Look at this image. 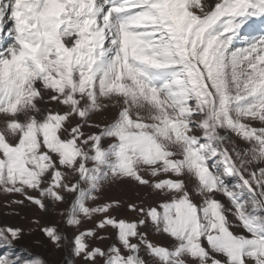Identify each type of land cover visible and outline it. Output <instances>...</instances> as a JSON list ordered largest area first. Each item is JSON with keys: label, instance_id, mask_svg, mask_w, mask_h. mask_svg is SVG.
Returning <instances> with one entry per match:
<instances>
[{"label": "snow or ice", "instance_id": "1", "mask_svg": "<svg viewBox=\"0 0 264 264\" xmlns=\"http://www.w3.org/2000/svg\"><path fill=\"white\" fill-rule=\"evenodd\" d=\"M7 22L0 191L42 211L68 203L70 240L40 228L55 248L84 264H264V0H0V33ZM110 179L162 201L110 215L121 202L95 204ZM149 223L171 244L150 240ZM107 227L115 241L92 246ZM21 235L0 227V245Z\"/></svg>", "mask_w": 264, "mask_h": 264}, {"label": "rangeland", "instance_id": "2", "mask_svg": "<svg viewBox=\"0 0 264 264\" xmlns=\"http://www.w3.org/2000/svg\"><path fill=\"white\" fill-rule=\"evenodd\" d=\"M8 27L11 26L10 22ZM3 33L7 32V28ZM9 39V40H8ZM3 46L10 44L11 38L8 37ZM7 44V45H6ZM116 114L115 108H109L106 112L93 115L92 120L96 123H106L111 120ZM85 131H93V129H85ZM232 135L233 143L242 147L245 146L243 142ZM254 166H250L249 171L253 170ZM248 173H245L247 177ZM160 178H164L163 176ZM236 178H231L229 183H236ZM189 188L192 185L189 184ZM29 195H36L34 192H29ZM98 199L95 204H102L105 202L119 201L121 206L116 208L110 215L118 218H125L127 220L138 219L136 213L128 209L129 203H135L141 207L157 206L162 201V197L146 186L124 179H110L105 182L102 190L95 194ZM68 202H71L72 196L66 194ZM196 202L199 203L200 198L193 196ZM225 204L227 201L223 197H218ZM15 201H23V203H15ZM89 203H92L89 201ZM68 208V203L52 204L49 202L46 211L40 210L31 202L25 200L24 196L19 193H6L0 191V227H13L22 229V235L19 239L14 240L11 246L0 245V258H5L11 261V264H25V261L39 256L46 261V264H84V261L75 257L72 253L70 245L57 249L48 240V238L40 231L41 226L46 224L56 225L61 229L69 240L76 234L77 229L69 227L65 223V216L62 213ZM158 210H161L158 208ZM234 223H238L234 217H229ZM97 218L93 220L84 219L80 225V230H86L95 226ZM39 221L37 224L35 221ZM147 232L148 238L162 246L171 244L170 238L164 234H157L154 227L149 223L146 228L142 229ZM243 232V229H239ZM106 239H91L88 242L94 247L106 249L115 241V232L110 227L104 229L101 233ZM99 264V262H98Z\"/></svg>", "mask_w": 264, "mask_h": 264}, {"label": "bare ground", "instance_id": "3", "mask_svg": "<svg viewBox=\"0 0 264 264\" xmlns=\"http://www.w3.org/2000/svg\"><path fill=\"white\" fill-rule=\"evenodd\" d=\"M9 24V22H7L6 23V25H8ZM5 25V27H8V26H6ZM0 36H2L3 37V39H2V46L4 45V43H6V41H7V39H8V34H7V32H5V33H0ZM10 38V37H9ZM9 40V39H8ZM7 45V44H6Z\"/></svg>", "mask_w": 264, "mask_h": 264}]
</instances>
